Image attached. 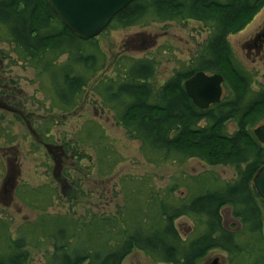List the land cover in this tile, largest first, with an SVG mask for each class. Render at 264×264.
<instances>
[{"label": "trees", "instance_id": "1", "mask_svg": "<svg viewBox=\"0 0 264 264\" xmlns=\"http://www.w3.org/2000/svg\"><path fill=\"white\" fill-rule=\"evenodd\" d=\"M263 5L264 0H135L123 8L108 28L195 21L208 33L190 60L158 84L154 60L126 55L112 64L113 76L103 74L95 82L93 78L111 64L98 37L81 39L48 0H0V40L15 53L1 51L0 63L8 61V68L36 71L37 88L44 90L46 83L49 90L50 103L42 108L50 116L78 108L90 93L93 103L98 101L102 109H109L126 136L140 143L149 164L182 165L196 159L209 166L232 167L236 173L222 185L214 173L203 172L157 190L148 186L152 184L149 177L123 176L118 180L122 185L118 195L124 194V203H117L110 212L111 206L104 201L100 212L93 213L90 207L84 208V200L90 202L93 194L80 177L91 173L111 179L123 155L95 120L64 136L52 133V119L33 128L28 118L36 112L25 108L28 104L22 103L19 86L15 97L25 108L19 110L27 111L24 118L19 114L9 118L3 140L14 139L11 130L19 118L22 128L41 136L42 146L60 140L59 153L70 156L73 165L64 170L63 177L55 175L60 190L50 182L36 188L18 185L21 200L38 212L33 220L22 223L16 238L9 233L11 217L2 213L0 264H33L32 248L45 250L43 264H122L133 250L157 263L198 264L213 249L227 254V264H264V199L253 183L264 166V145L253 132L264 120V81L258 90L253 88V78L239 67L228 41L229 34L248 24ZM198 71L224 76L221 101L207 109L199 108L184 86ZM7 82L11 87L15 84L14 80ZM34 97H26V103L34 105L37 99L42 104ZM8 106L0 119L7 115ZM50 157L55 156L46 150L45 167L49 168ZM82 161H88L87 167L80 166ZM128 180L138 185L129 188ZM182 185L187 192L180 197ZM64 199L70 205L64 211L56 210L55 205ZM73 203L80 204L82 212L73 209ZM224 207H230L240 223L238 228L226 227ZM183 216L192 217L197 230L203 228L196 237L183 238L177 229L174 221Z\"/></svg>", "mask_w": 264, "mask_h": 264}, {"label": "rangeland", "instance_id": "2", "mask_svg": "<svg viewBox=\"0 0 264 264\" xmlns=\"http://www.w3.org/2000/svg\"><path fill=\"white\" fill-rule=\"evenodd\" d=\"M203 27L198 22L190 21L185 24L152 22L146 27L135 26L127 29L107 28L98 36L97 42L101 51L106 53L107 60L111 64L102 74L95 76L93 79L94 81L98 80L103 74L113 76L112 64L121 56L126 55L135 58L149 57L154 60L156 64L154 80L158 84H162L176 69L181 68L184 63L186 64L190 60L192 54L197 50L199 42L208 38V33ZM263 27L264 5L248 24L228 36L232 54L237 60L239 67L253 78V88L255 90H258L259 84L264 81V46L261 47V45H264V41L262 39L258 40L257 44L254 43L256 34ZM1 51L15 54L10 45L0 40V62L2 60ZM8 64V61H5L4 65L0 63V115L3 117V112H6L4 111L5 106L10 105V109L14 107V110L12 113L9 112L10 109L7 110L5 118L0 119V216H4L2 213L5 212L11 217V230H9V233L13 235V238H16L19 234L18 228L22 223L33 220L38 212L25 205V202L21 200L18 185L25 184L28 188H36L50 182L51 185L57 186L59 189L60 185L57 183L55 175L57 178L60 174L63 177L65 175L64 170L69 165H73L70 156L64 155L63 157L59 153L57 146L61 145L59 143L60 140L53 143L47 141L46 143H50V145L42 146L41 136L38 133L32 132L33 134H31L27 129L22 128L19 118L17 119L18 123L11 130L13 136H15L13 137L14 139L12 141L3 140L5 134V130L3 129L6 128L9 131V118L13 119V115L15 116L16 114L24 118L23 116L27 110H24L23 113L19 108H28L30 109L29 111L36 112L29 115L28 119L31 121V126H36L40 121L49 122L52 119L54 121L53 127H55V129H52V133L60 136L75 133L87 121L95 120L99 127L104 129L108 140L112 141L115 149L123 155L124 160L118 165L111 179L104 176L93 177L91 173L88 176L83 177L82 175L80 177L84 180L87 189L93 194L92 197L89 196L90 202L84 200L86 204L84 208L90 207L89 210L96 214L100 212L99 209L103 208L104 201L111 206L110 212L114 210L117 203L121 205L124 203L122 202L124 201V194L118 195L122 191L119 186L121 182H118V180L123 176H129V179L132 177H149L152 184L148 183V186L154 185L155 190L157 188H164L178 181V179L195 176L203 172L214 173L218 177L220 185L233 180L236 176L235 170L232 167L209 166L196 159H191L182 165L164 163L157 166L149 164L142 154L140 143L127 137L124 130L115 123L110 110L107 108L102 109L98 101L93 103L95 99L90 97V93H87L80 100L78 108L64 115L56 112L52 114L53 116H50V112L42 108V106L50 103L46 98V91H49L47 84L44 83L45 88L40 91L37 88L38 79L36 71L22 66L8 68ZM11 80L15 82L12 87L7 82ZM19 86L21 87V90L19 89L20 95L23 97L22 103L28 104L25 108L22 107L21 100L15 97L19 93L17 91V87ZM33 96H35L34 98H38L42 104L38 103L37 99H34L36 103L30 100L35 103L34 105L29 104L30 102L26 103V97ZM261 124H264V120L258 125ZM233 127V125H230V130H233ZM67 139L70 141V136ZM46 150L55 156L53 159L49 158V168L45 167L43 162ZM85 151L91 152L88 147L85 148ZM87 162L82 161L80 166L87 167ZM80 166L76 167L80 168ZM45 170H48L47 176ZM128 183L129 188L133 189L138 185V182L134 181L128 180ZM186 192V187L182 185L178 194L182 197ZM63 202H65V205ZM66 202L65 199L60 201L59 204L55 205L56 210L59 211L61 209L64 211L70 205ZM73 204V209L82 210L80 204L76 206L75 203ZM52 207L49 208L50 212L53 211ZM222 215L226 227L235 229L240 226L239 221L232 216L230 207H224ZM174 223L182 237L186 239L196 237L203 230V228L197 230V223L189 216L179 217ZM1 251L3 250L1 249ZM31 251L33 253L32 263L43 264L45 250L43 248H32ZM215 259H217L216 264H227V254L220 249L209 251L198 260V264H213ZM122 264L162 263L154 262L140 250H133Z\"/></svg>", "mask_w": 264, "mask_h": 264}, {"label": "water", "instance_id": "3", "mask_svg": "<svg viewBox=\"0 0 264 264\" xmlns=\"http://www.w3.org/2000/svg\"><path fill=\"white\" fill-rule=\"evenodd\" d=\"M53 10L67 27L81 39L99 36L111 23L115 15L135 0H48ZM222 74H207L198 71L188 78L185 89L189 97L201 109L219 103L222 97ZM259 142L264 144V124L254 129ZM254 186L264 199V166L253 179ZM217 259L213 261L216 264Z\"/></svg>", "mask_w": 264, "mask_h": 264}, {"label": "flooded vegetation", "instance_id": "4", "mask_svg": "<svg viewBox=\"0 0 264 264\" xmlns=\"http://www.w3.org/2000/svg\"><path fill=\"white\" fill-rule=\"evenodd\" d=\"M263 39V40H262ZM258 40H262V41H264V27H263V29L260 31V32H258L257 34H256V38H255V40H254V43L255 44H257V41ZM264 45H261V47H263ZM258 47V46H257Z\"/></svg>", "mask_w": 264, "mask_h": 264}, {"label": "bare ground", "instance_id": "5", "mask_svg": "<svg viewBox=\"0 0 264 264\" xmlns=\"http://www.w3.org/2000/svg\"><path fill=\"white\" fill-rule=\"evenodd\" d=\"M108 26H109V25H108ZM258 126H260V125H257L255 128H257ZM255 128H254V129H255Z\"/></svg>", "mask_w": 264, "mask_h": 264}]
</instances>
